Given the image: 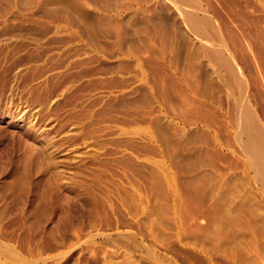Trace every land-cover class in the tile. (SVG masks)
<instances>
[{"label": "rangeland", "instance_id": "obj_1", "mask_svg": "<svg viewBox=\"0 0 264 264\" xmlns=\"http://www.w3.org/2000/svg\"><path fill=\"white\" fill-rule=\"evenodd\" d=\"M190 1L0 0V264H264L237 87L177 7L248 82L264 0Z\"/></svg>", "mask_w": 264, "mask_h": 264}, {"label": "bare ground", "instance_id": "obj_2", "mask_svg": "<svg viewBox=\"0 0 264 264\" xmlns=\"http://www.w3.org/2000/svg\"><path fill=\"white\" fill-rule=\"evenodd\" d=\"M177 1H180L182 5L188 4V6L191 3L189 0ZM177 4L178 12L180 13L179 15L181 16L180 18H182L183 22L191 31L197 32V34L201 37L200 40H205L201 47L207 60L212 62V64H214L220 72L224 71V74H222L221 77L224 84L226 86L233 87V90H235L236 87L238 88H236V96L231 93L232 95L226 99V105L228 107L227 118L235 131L234 136L237 143H239V147H241L242 151L246 152L244 155L247 157L245 158H248L251 165L250 167L256 174V181L262 188V194H264V128L257 115L259 114L262 120H264V51L262 48L264 47V29L255 33L257 34L256 40L260 44L258 49H256L258 51L257 54L259 55L258 63H254L256 68L252 66L254 68L253 73L248 71V82H245L243 76L244 73H241V69L240 71L238 70L235 62H233V57L231 56V58L230 55L227 56L224 54V49L227 45H229V47L233 49L234 55L236 53L241 60L243 58L245 59L244 56H246V53L248 52L241 42L239 35L227 27H224V31L220 32L217 26V29L213 26L211 20L202 15V17L199 16L197 14L199 11H196L197 13H195L192 9L191 10L193 12L185 9L187 8V5H184L185 8H183V6L179 3ZM191 7H193L192 4ZM207 33L214 36L215 42L211 41L210 37L207 36ZM207 37L210 40H208ZM248 100H252L256 110L253 109V106L251 107L247 104L249 103L247 102Z\"/></svg>", "mask_w": 264, "mask_h": 264}]
</instances>
